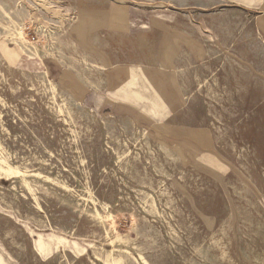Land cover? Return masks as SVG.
Wrapping results in <instances>:
<instances>
[{
    "label": "rangeland",
    "instance_id": "374dc122",
    "mask_svg": "<svg viewBox=\"0 0 264 264\" xmlns=\"http://www.w3.org/2000/svg\"><path fill=\"white\" fill-rule=\"evenodd\" d=\"M0 264H264V0H0Z\"/></svg>",
    "mask_w": 264,
    "mask_h": 264
},
{
    "label": "crops",
    "instance_id": "0c3cea01",
    "mask_svg": "<svg viewBox=\"0 0 264 264\" xmlns=\"http://www.w3.org/2000/svg\"><path fill=\"white\" fill-rule=\"evenodd\" d=\"M170 50V49H167ZM160 55V54H159ZM169 52L165 51L161 53V60L163 62L169 61L170 59L168 58ZM160 58V57H158ZM132 59H127L126 61H120L117 59V73H121V72H125L127 77L126 79L129 80L131 78V74L133 72L132 68H133V63Z\"/></svg>",
    "mask_w": 264,
    "mask_h": 264
},
{
    "label": "bare ground",
    "instance_id": "6f19581e",
    "mask_svg": "<svg viewBox=\"0 0 264 264\" xmlns=\"http://www.w3.org/2000/svg\"><path fill=\"white\" fill-rule=\"evenodd\" d=\"M132 77L135 78V73H133V76Z\"/></svg>",
    "mask_w": 264,
    "mask_h": 264
}]
</instances>
